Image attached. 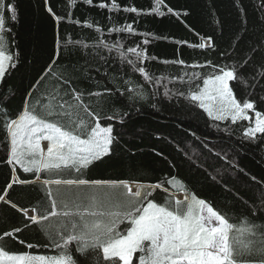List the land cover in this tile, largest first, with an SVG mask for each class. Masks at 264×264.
<instances>
[{"label":"snow or ice","instance_id":"obj_1","mask_svg":"<svg viewBox=\"0 0 264 264\" xmlns=\"http://www.w3.org/2000/svg\"><path fill=\"white\" fill-rule=\"evenodd\" d=\"M77 2L68 0L66 14H58L51 0H42L54 23L53 49L46 65L22 88L11 82L22 63L21 54L15 37L9 42L5 35L12 32L6 19L10 14L11 21H17L18 8L0 0V145L5 150L0 163L10 172L0 186V204L19 214L18 226L0 230V264H264V174L258 179L246 171L235 149L230 152L205 143L206 152H185L204 169L206 175L199 179L210 193H231L220 197L222 207L215 206V197L198 196L175 175L148 183L87 175L96 162L115 155L124 135L132 134L129 121L139 109H117L116 101L131 108L159 95L161 88L167 99L182 97L189 109L202 110L213 122L209 126L228 137L237 135L231 125L247 121L237 139L264 152V111L258 110V105H264V0L254 4L259 15L251 17L243 0L234 3L235 27L226 39L223 22L216 21L225 40L222 48L214 36L201 35L184 21L188 12L172 8L165 0H153L147 10L122 6L116 0H82L109 14L136 15L132 23L115 22L109 15L106 29L98 22L74 18ZM142 15L174 16L201 42L138 32L134 25ZM62 23L92 29L96 35L91 42L83 36L74 39L70 32L61 36ZM124 34L142 39L126 45ZM153 40H171L178 57L187 46L202 54L211 51L219 60L165 59L160 62L179 65L183 72L155 75L147 66L150 60H159L148 53ZM77 52L91 57L88 67L81 69L70 59L61 65L64 57ZM110 57L129 65L143 83L129 77L123 81L127 87L118 85L109 73ZM83 80L94 81L97 90L82 87ZM109 83L113 87H107ZM177 83L187 85V90L169 87ZM156 139L163 144L164 138ZM154 151L165 156L164 147ZM249 183L256 185L254 192L248 191ZM17 186H34L41 195L33 205H21L12 198ZM157 190L165 193L162 201L156 199ZM29 229L41 233L46 243L26 241L22 234ZM242 236L251 239L242 244ZM9 242L54 254L9 251Z\"/></svg>","mask_w":264,"mask_h":264},{"label":"trees","instance_id":"obj_2","mask_svg":"<svg viewBox=\"0 0 264 264\" xmlns=\"http://www.w3.org/2000/svg\"><path fill=\"white\" fill-rule=\"evenodd\" d=\"M8 2L17 5L18 20L12 22L9 14L6 23L11 26L12 32L10 34L5 33V35L8 37L9 42L12 37H15L22 59L19 70L11 82L23 88L27 86L28 81L36 76L37 72L49 60V54L53 49L54 23L44 11L42 0H8ZM99 2L100 0H94V3ZM107 2L111 3L112 0H107ZM116 2L122 6L134 5L145 10L150 9L153 5V0H116ZM258 2L259 0H243L244 7L248 10L250 17L253 14L259 15L254 7V4ZM51 3L58 14H66L68 0H51ZM165 3L182 13L188 12L189 15L183 17L184 21L201 35L214 36L216 43L222 48L225 40L220 38L221 31L216 21L223 22L226 39L228 32L235 27L236 11L234 3L238 4L239 0H165ZM109 15L118 23H132L133 20L137 19L134 13L126 14L121 11L109 14L107 9L101 10L95 6L85 5L82 0H78L73 10L74 18H78L81 21L98 22L105 29L109 24ZM134 26L138 32H153L157 35L184 39L192 43L201 42L194 32L190 31L184 23L174 16L156 17L154 15H142ZM69 32L74 39L83 36L87 37L89 42L96 35L92 29L62 23L60 28L61 36H65ZM105 37L108 38L106 32ZM122 39L126 45H134L142 37H131L124 34ZM147 48L150 56L159 58V60H150L147 63L149 71L155 75L164 73L175 76L183 72L182 67L179 65H165L160 62L165 59L182 58L189 63L193 60L203 62L205 58L219 60V57L211 53V51L202 54L200 50H193L187 46L179 50L180 55L178 57L177 46L171 40H153ZM104 55L107 56L108 53H104ZM112 56L114 57L115 54H112ZM69 59L81 69L88 67L89 61H91L90 56L85 55L83 52H77L71 57H64L60 62L61 65ZM110 60L111 62L108 65L109 73L110 76L116 77L118 85L127 87L123 81L129 79V77L136 84L143 83V78L138 73H133L129 65L124 64L122 66L118 60H112L111 57ZM93 74L95 73L93 72ZM81 86L89 90H97L94 81L83 80L81 81ZM104 86L102 84L100 88L102 89ZM106 86L113 87L110 83ZM169 87L187 90V85H180L179 83L170 84ZM145 88L148 93L152 92V89L146 85ZM237 95H241L239 87L237 88ZM104 99L107 100V97ZM151 104H156L157 108H152ZM108 106L112 107L113 105L109 104ZM114 107L125 111H132L135 108L139 109V112L133 111L132 118L129 121L128 130L132 134L122 137V146L119 147L115 155L105 158L102 162H96L90 168L87 174L89 178L138 179L148 183L155 182L168 175H175L179 179L184 180L191 189H194L198 196L208 199L215 197L213 200L215 206L222 207L224 205L220 197L223 195L231 196V193H224L223 190L210 193L204 181L199 179L201 174L206 175L204 169L198 168L185 155V152L189 155L194 151L206 152L205 143L217 148L223 146L230 152L235 149L238 153V162L246 171L256 175L258 179L264 174V162H262L264 152L256 149L253 144L247 142L242 144L237 139L242 127L247 126L246 121L231 125L232 128L236 129L237 135L228 137L223 132H218L215 128L209 126L213 122L208 120L202 110L198 108L189 109L187 102L182 97L176 96L171 100L164 97L163 88L159 89V95L150 96L149 100L135 103L131 108H124L119 100L116 101ZM258 110L264 111V105H258ZM117 128L119 129V125H117ZM193 133L195 135H192ZM157 136L164 138L163 144L157 141ZM162 147L165 149V156H157L154 149L159 150ZM129 149L131 150L129 151ZM4 151V147L0 145V156H3ZM8 176H10V172L0 163V186H3ZM255 187L256 185L249 183L248 191L254 192ZM39 195L41 193L34 186H17L12 191V198L24 206L33 205ZM164 195L165 193L157 190L156 199L162 201ZM234 199L233 197L232 200ZM232 200L227 201V204L231 205ZM261 219H264V214L261 215ZM18 223L19 214H16L14 210H8L6 206L0 204V230L14 225L18 226ZM22 235L28 242L46 243L45 237L38 231L29 229ZM235 235L239 236L238 233ZM240 239L243 244L251 238L242 236ZM7 250L14 252L31 251L33 254H54L43 248L29 250L15 242H9Z\"/></svg>","mask_w":264,"mask_h":264},{"label":"crops","instance_id":"obj_3","mask_svg":"<svg viewBox=\"0 0 264 264\" xmlns=\"http://www.w3.org/2000/svg\"><path fill=\"white\" fill-rule=\"evenodd\" d=\"M43 143H45V144H46V142H43Z\"/></svg>","mask_w":264,"mask_h":264},{"label":"rangeland","instance_id":"obj_4","mask_svg":"<svg viewBox=\"0 0 264 264\" xmlns=\"http://www.w3.org/2000/svg\"><path fill=\"white\" fill-rule=\"evenodd\" d=\"M246 123H248V122L246 121Z\"/></svg>","mask_w":264,"mask_h":264}]
</instances>
